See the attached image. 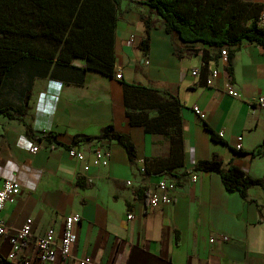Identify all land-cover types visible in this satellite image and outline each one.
Instances as JSON below:
<instances>
[{
  "label": "crops",
  "instance_id": "1",
  "mask_svg": "<svg viewBox=\"0 0 264 264\" xmlns=\"http://www.w3.org/2000/svg\"><path fill=\"white\" fill-rule=\"evenodd\" d=\"M250 1L262 3L264 12V0ZM119 10L113 43L119 78L88 70L78 85L48 74L38 76L22 120L0 115V185L10 178L20 183L19 196L5 203L1 218L7 234L25 218L32 220L30 237L18 256L6 257L11 248L6 234L0 236V255L12 264H61L57 253L41 263L35 239L52 227L58 246L63 218L74 213L81 216L70 249L74 259L88 255L100 264H264V107L254 104V98L264 94V50L244 42L231 59L232 79L219 57L210 60L206 78L212 70L219 75L206 85L201 74L192 75L204 62L201 53L183 51L182 43L164 32L156 14L149 17L153 27L144 52L139 46L145 28L140 14L148 9L120 0ZM123 82L155 88L164 98L173 94L179 100L184 156L183 166L175 170L178 177L141 173L143 165L151 167L167 154L168 144L129 125ZM20 104L6 102L13 110ZM193 106L201 108L205 118L195 115ZM106 124L132 138L134 162L120 144L108 139L75 144L84 153L81 161L67 155L63 145L75 134L96 136ZM210 130L220 131L223 142L213 140ZM48 135L52 141L44 138ZM238 136L241 154L233 150ZM32 143L38 146L35 153L29 152ZM96 147L108 148V165L91 163ZM255 150L258 153L252 155ZM213 154L261 178L263 185L249 188L247 199L227 192L218 173L194 170L198 160ZM79 176L90 185L78 187ZM162 177L175 184L171 203L150 207L148 194ZM222 236L227 238L221 241ZM212 237L214 242H209Z\"/></svg>",
  "mask_w": 264,
  "mask_h": 264
},
{
  "label": "trees",
  "instance_id": "2",
  "mask_svg": "<svg viewBox=\"0 0 264 264\" xmlns=\"http://www.w3.org/2000/svg\"><path fill=\"white\" fill-rule=\"evenodd\" d=\"M144 5L148 13L140 14L145 24L139 44L144 52L150 43L153 27L149 17L156 14L171 38L182 43V50L200 52L203 64L199 74L206 78V63L227 49L225 70L232 79L231 59L244 43L251 42L264 50V28L259 20L263 4L250 0H133ZM120 0H0V115L22 120L35 77L49 75L66 82L82 84L88 70L105 76L115 74L116 24ZM215 50L210 53L206 50ZM174 54L179 56L174 47ZM75 60L82 61L78 64ZM203 78V79H204ZM125 116L130 126H140L147 133L162 137L168 144L165 156L153 166L143 165L144 175L175 174L183 166L180 102L169 94L164 98L158 90L137 83L123 82ZM6 102H19L13 110ZM3 103V104H2ZM209 130V128H208ZM211 138L223 142L211 131ZM28 136H32L26 128ZM51 135L44 137L52 141ZM108 139L120 144L131 162L136 160L132 138L106 124L96 136L76 135L65 148L79 141ZM57 142V141H56ZM61 145V144H60ZM237 154L242 151L233 148ZM258 150L252 151V155ZM194 170L216 172L227 192H237L247 199V191L262 186L261 178L251 177L235 164L223 163L217 154L198 160ZM80 188L89 186L84 177H77ZM138 191L136 195L139 197ZM146 194V193H145ZM0 264H12L0 255Z\"/></svg>",
  "mask_w": 264,
  "mask_h": 264
},
{
  "label": "built area",
  "instance_id": "3",
  "mask_svg": "<svg viewBox=\"0 0 264 264\" xmlns=\"http://www.w3.org/2000/svg\"><path fill=\"white\" fill-rule=\"evenodd\" d=\"M259 24L264 28V13L260 16ZM227 49L225 47L220 49L219 58L222 60V63H228L227 58ZM199 68H195L192 71V75H198ZM121 73H115L114 77L119 78ZM219 75L218 70H212L209 74V77L206 78L205 84L210 85L212 80L217 78ZM229 93L232 96L238 95L237 91L229 90ZM254 104L258 107H264V94L258 95L254 98ZM192 112L197 115L200 119L205 118V114L201 108L198 106H193ZM218 135L221 137L222 133L219 131ZM242 137L238 136L237 143H235V149L239 150L241 148ZM38 150V146L35 143H32L29 147V152L35 153ZM67 155L70 158H74L77 161H81L84 158L83 151L76 148V146H72L67 148ZM110 152L106 147H96L92 151L91 154V163L93 165L105 166L108 165ZM87 168V167H86ZM141 173L143 171V167L141 168ZM190 181L196 180V175L193 173L190 175ZM128 184L130 182H127ZM175 188V184L173 181L162 177L157 183L156 187L153 188L148 194V205L150 207H156L159 204H168L171 203L172 197L171 193ZM20 194V183L17 180L6 179L0 185V236L5 235L8 238L9 244L11 246L8 251L6 257L9 260H13L18 256V253L22 251V249L26 246L27 241L30 237V232L32 228V220L31 218H25L22 225L12 234L8 233V228L1 218V212L4 208L6 202H13ZM132 215L129 214L128 218H131ZM81 216L79 214H68L63 218V227L62 233L60 235V242L57 246L55 241V230L52 227H49L45 233L38 236L35 239L36 245V256L41 263H46L48 260L52 259L56 253L59 255L61 264H100L94 260H92L88 255L83 256L82 258L74 259L71 256L70 249L72 244L74 243V226L79 222ZM227 237L222 236L220 238L221 241H224ZM214 237L209 239V242H214ZM26 264V262H24Z\"/></svg>",
  "mask_w": 264,
  "mask_h": 264
}]
</instances>
